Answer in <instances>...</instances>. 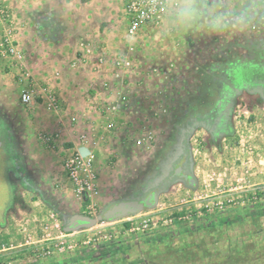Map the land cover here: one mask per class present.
I'll list each match as a JSON object with an SVG mask.
<instances>
[{
    "label": "rangeland",
    "instance_id": "374dc122",
    "mask_svg": "<svg viewBox=\"0 0 264 264\" xmlns=\"http://www.w3.org/2000/svg\"><path fill=\"white\" fill-rule=\"evenodd\" d=\"M117 1L111 3L113 15L123 13V18L113 17L112 23L123 28V38L126 0ZM55 6L66 27L75 21L86 26L85 30L94 26L95 4L89 0L57 5L41 0L4 1L0 2V45H17L29 59L39 61L49 40L37 34L35 18L52 13ZM91 33L82 31L77 45L87 42ZM157 43L164 49L143 51L138 59L146 60L138 70L146 77L158 70L164 78L160 81L156 76L153 83L160 106L165 107L157 116L160 128L174 135L186 120L188 125L207 123V127L196 128L190 141L197 185L172 182L155 207L141 211L151 215L133 220L137 222L133 230L121 218L67 231L65 226L75 214L98 218L114 202L144 196L166 164L164 153L169 147L155 166H147L128 181L121 172L123 160L116 162L114 157L103 163L107 170L98 171V179L111 189L117 184V194L110 198L103 192L100 206L92 210L73 215L57 212L54 205L48 206L46 188L58 189L51 177L60 174L56 170L61 160L41 140H34L32 146L15 141L13 125H23L27 118L21 113L22 88L1 73L0 264H264V99L241 90L237 83L245 80L241 73L264 76V0H168ZM5 61L12 62L18 72L25 71L7 56L0 57V68L8 66ZM35 70L40 71V66ZM39 96L36 93L37 100ZM229 99L232 131L225 133L217 113L230 106ZM213 123L216 126L211 131ZM117 169L120 174H114ZM187 211L193 214L188 222L166 225L159 219L155 228L141 225L143 218L158 220Z\"/></svg>",
    "mask_w": 264,
    "mask_h": 264
},
{
    "label": "built area",
    "instance_id": "2783aa9c",
    "mask_svg": "<svg viewBox=\"0 0 264 264\" xmlns=\"http://www.w3.org/2000/svg\"><path fill=\"white\" fill-rule=\"evenodd\" d=\"M167 12L168 0H126L124 19L127 21V28L122 40L117 44L109 45V42L102 44L97 39L94 43L91 39H87V42L81 43L80 46L77 45L78 49L76 51L78 54L69 60L72 69L76 70L79 64L76 71L81 69L88 72V69H91L94 74L89 78L88 88L81 92L83 93L81 97H86L91 111L94 112L89 109L85 112L77 111V114H74L66 124L71 128H76L75 135L78 142L76 143L75 140L71 147L65 148L63 147L64 144H60L61 146L57 144L60 135L65 133L64 121L61 128L58 127L53 132L41 131L38 137L48 147L57 148V146H60L65 153L61 158V168L58 172L65 174L72 187V196L66 206L67 210L71 212L92 210L100 206L103 191L97 176L96 150L105 148L104 143L107 145L106 151H110L112 155L114 154L117 158L116 162H118L124 148L130 147L128 149L132 152L136 148L138 153L145 155L159 141L158 129L160 123L157 116L165 111V107L160 106L159 93H157L156 86L154 87L153 83L156 81V76L159 78L157 80L160 81L164 78L163 76L160 78L158 70L154 74H148L147 77L141 76L143 74L138 68L144 60H139L140 56L138 55L146 49L153 48L155 43L160 41ZM1 56L10 57L17 64H21V71L25 70L22 73L23 75L20 73L21 76L25 75L29 79H35L32 68L36 65L39 67L40 60L29 59L25 51L14 44L0 45ZM37 62L39 63L37 64ZM146 63L149 65V62ZM60 70L62 68L54 69V74L58 78L61 75ZM129 72H136L138 77L136 87L133 90L131 88L125 90L124 87L126 86L121 83L115 85L116 78L121 76L125 80L128 78ZM108 73L115 76L110 77ZM36 89L39 94L44 96L43 99L47 97L51 99V105L56 108L62 107V99L53 91L56 89V83L51 79L50 83L45 81L39 85H30L21 93L22 109L27 108L36 98ZM91 91H93L92 94H90ZM71 98L67 97V101L70 102ZM135 101L136 103H134ZM80 109H83V107H80ZM126 109H128L129 114L125 119L126 122L123 123L119 114ZM67 113L68 109L65 108L62 115L65 117ZM96 121L100 123L99 130H101L98 135L90 131V127ZM124 125H127L129 132L127 139L117 149L111 148L110 144L119 140L120 130L122 127H126ZM82 147L89 150L87 155L80 151ZM55 183L59 186L63 184L60 178L58 180L56 178ZM115 187H118L117 184H115ZM116 188L109 193L110 198L116 193ZM141 213L123 217L124 221H129L132 230L135 229L133 225L137 224L133 221L134 219L151 215L153 212ZM156 218L158 220L153 217L143 218L141 225L145 229H151L157 227L156 221L160 222V220L166 225H173L179 221L188 222V219H193V214L187 211L170 218Z\"/></svg>",
    "mask_w": 264,
    "mask_h": 264
},
{
    "label": "crops",
    "instance_id": "0c3cea01",
    "mask_svg": "<svg viewBox=\"0 0 264 264\" xmlns=\"http://www.w3.org/2000/svg\"><path fill=\"white\" fill-rule=\"evenodd\" d=\"M4 1H10L12 0H0V2ZM14 1V0H13ZM46 3H52V5H57L60 3H71V2H79L80 0H41ZM211 1V0H209ZM221 0H214L215 3L220 2ZM223 1V0H222ZM90 4H95L92 13L94 26L91 29L85 30L84 26L80 21H75L74 25L71 27H66L65 22H61V15L59 13V7L55 6V10L52 13L45 12V14L41 15L40 17H36V27L35 30L37 34H40V36L45 38L48 41V44L46 46L44 45V49L42 50V56L40 58L41 64H40V71L35 70L34 75L35 79L30 80L27 77H24L20 75V72L15 69V67L12 65V62L5 61V63H8L7 67H1L0 68V75H6L8 77V81L10 83L14 84V86L18 85V88H22V92L28 88V86L40 83L49 82L52 79L54 83H56V89L53 90L55 93H57L60 96L61 100V106L58 108L54 107V105H51V99L50 98H44L41 94L40 100L34 99L32 103L27 107L23 108L21 110L22 115H27V118H30L27 120V118L24 119V124L20 125L19 123H15L13 125V131L15 134V141L19 142V145H30L32 146L35 141H40L38 134L43 132H53L58 127L61 128L63 121L65 123V133L61 134L57 144H64L68 145V147H71L73 143L76 140V128H71L67 126L66 124L71 120V117L74 114H77V111H88V109L91 111L90 106L88 104V101L85 98H82L81 93L82 91L86 90L89 85V78L94 75L91 69H88V72L82 71L81 69L76 71L79 68V64L77 65V69H72L70 67V61L68 58L74 56V52H77V43L80 40V34L82 31L84 32H92L90 35V39L92 41H95L98 39L100 43L104 44L105 42H109V45L117 44L119 41L122 40V27L121 29H117L115 23H112V18L116 17L117 19L122 16L123 13H115L113 15V8L111 7V3H119L117 0L110 2H105L102 0H89ZM107 4L109 6H107ZM125 5V4H124ZM103 8V9H102ZM43 9V8H42ZM77 9V8H75ZM75 9L73 10L74 14L73 16H76ZM106 10V11H105ZM49 11V9H47ZM56 11V12H55ZM106 12V13H105ZM91 14V13H90ZM104 14V15H103ZM120 14V15H119ZM98 15V16H94ZM102 15V16H101ZM113 15V16H112ZM98 19H102V22ZM98 22L100 25L98 26ZM127 27V26H126ZM125 27V28H126ZM125 33V32H124ZM159 42V41H158ZM159 46V47H157ZM185 48L188 49V44L184 45ZM156 48V49H155ZM164 49V46L162 44L158 45V43H155L154 47L151 48V51L161 50ZM143 52V51H142ZM142 52H140L139 56H141ZM144 56V54H143ZM144 60L146 58L143 57ZM35 60V59H34ZM4 63V62H3ZM4 63V64H5ZM77 63V62H76ZM38 66V65H37ZM55 68H62L61 75L56 76L54 74ZM141 68H144L143 65ZM141 71V70H140ZM92 72V73H91ZM142 72V71H141ZM22 74V73H21ZM19 75V76H18ZM114 74L108 73V76L113 77ZM146 75V74H145ZM115 76V75H114ZM37 77V79H36ZM17 79V80H16ZM87 79V80H85ZM137 75L135 72H129L128 78L123 80V77H119L115 79V85L116 84H124L127 89L131 88L133 90L136 87L137 84ZM30 80V81H29ZM185 82H188V74H185ZM17 88V87H16ZM36 93L37 89H36ZM93 91L90 92L92 94ZM21 95V94H20ZM38 95V94H37ZM67 97H72L70 99V102L67 101ZM78 98V99H77ZM20 99V96H19ZM135 100V99H133ZM136 103V101L134 102ZM132 105V102H131ZM80 107H83V109H80ZM68 109L67 115L64 117L62 114L64 110ZM59 110V111H58ZM94 112V111H91ZM128 109L125 111L120 112L119 117L122 120L123 123L126 122V118L128 117ZM124 120V121H123ZM102 124V123H101ZM188 124V120H186V123L183 124V126H186ZM161 125V124H160ZM126 127H122L120 130V138L117 142H112L110 144L111 148L117 149L120 147L125 140L128 137V129L127 125H124ZM100 123L96 121L92 127H90V131L92 133H95V135H98L101 130ZM183 128V127H182ZM182 128H179L178 130H181ZM163 130L162 135H159L160 139L158 143L150 150L148 154L141 155L139 153H134L126 147L123 150V153L121 154L120 160H123V166H122V174L123 180L124 179H135V177L140 173V171L144 170L147 166H155V164L162 159V156L166 154V156L169 154V152L174 149L177 145L176 142H178L177 132H175L174 135H169V133L166 132L164 128H159L158 131L160 132ZM165 131V132H164ZM162 132V131H161ZM160 132V134H161ZM170 136V137H169ZM24 142L23 140L26 141ZM42 142V141H41ZM64 142V143H62ZM78 141L76 140V143ZM43 144V143H42ZM45 145V144H44ZM46 150L50 152L57 153V157L61 160L62 156L65 154L64 151L61 150V145L57 146V148H50L47 145ZM105 148H107V145H105ZM168 146L169 149L165 151V147ZM105 148H99L96 150V166L98 171L105 172L107 168L103 166V163H110L112 161V158L115 157V155L111 154L110 151H106ZM136 152V148L133 149ZM62 151V152H61ZM165 151V153H164ZM164 153V154H163ZM53 166V164H51ZM55 170L57 169L54 168ZM58 172V169L56 170ZM120 171L114 170V174H120ZM60 178V180L63 182L61 186L58 185V189L51 187H47L46 190H48V195L50 197L48 203L49 207H52L51 205H54L55 210L60 213H64L66 215L74 214L75 212H71L67 210L66 206L68 203L69 198L72 196V187L71 184L67 181V178L64 173L56 174L55 177H51V179H55L56 181ZM128 181V180H127ZM102 185V191L105 194H108L111 192V188L108 187V183H105L104 181L100 182ZM111 185V184H109ZM53 208V207H52Z\"/></svg>",
    "mask_w": 264,
    "mask_h": 264
},
{
    "label": "flooded vegetation",
    "instance_id": "af4514ba",
    "mask_svg": "<svg viewBox=\"0 0 264 264\" xmlns=\"http://www.w3.org/2000/svg\"><path fill=\"white\" fill-rule=\"evenodd\" d=\"M241 75L244 76L245 80L237 81V83L240 86V89L249 90L251 93L259 94L264 99V76H259L258 73L252 74L253 76H251L247 72L245 74L241 73ZM230 78L235 79V76H231ZM232 97L233 96H231V98ZM229 100L230 101H228V104L231 103V99ZM220 111L221 110H219L217 113V118L219 117L218 119H220L218 123L224 125L225 123H228L229 116H227L226 112L221 113ZM198 126L207 127V123L193 122V123H190L189 125L187 124L181 130H178L177 132L178 142H176L177 143L176 147L169 152V154L167 155L166 164L162 168L161 173L150 184V186L148 187L147 193L144 196L139 197L140 199L147 198L153 192L164 190V189L166 190L168 186L172 184V182L181 179V174L188 173L190 176H194L193 171H192L193 157L191 153L190 141H191L193 132L196 130V128H198ZM215 126H216V123H213V126L210 127L211 131H214L213 127ZM229 128H230V131H232L230 126ZM179 168H181V171L178 172L177 170ZM165 169L168 170V173L166 174L164 178H162V175H164ZM185 182L188 183V181H185Z\"/></svg>",
    "mask_w": 264,
    "mask_h": 264
},
{
    "label": "water",
    "instance_id": "95a60500",
    "mask_svg": "<svg viewBox=\"0 0 264 264\" xmlns=\"http://www.w3.org/2000/svg\"><path fill=\"white\" fill-rule=\"evenodd\" d=\"M80 151L84 155L89 153V150L86 147L80 148ZM177 171H181V168H179ZM167 173L168 170L165 169L162 178H164ZM182 179L184 181H188V184L191 186H196L198 182L194 176H190L188 173L181 174L180 180ZM164 191L165 189L153 192L147 198H133L114 202L109 205L106 210L98 216V218L84 214H75L70 218L69 222L65 226V229L67 231H74L82 227L93 226L98 222V220L114 221L130 214L139 213L146 208H153L158 204L159 196Z\"/></svg>",
    "mask_w": 264,
    "mask_h": 264
},
{
    "label": "trees",
    "instance_id": "16d2710c",
    "mask_svg": "<svg viewBox=\"0 0 264 264\" xmlns=\"http://www.w3.org/2000/svg\"><path fill=\"white\" fill-rule=\"evenodd\" d=\"M231 110H232V105L230 104V106H228V107H226V110L225 111H223V113L224 112H226L227 113V116H229V119H230V114H231ZM219 118V117H218ZM217 118V119H218ZM216 119V120H217ZM224 126V127H223ZM223 127V128H222ZM222 131H224L225 133H227V132H229L230 131V128H229V125H228V123H225L224 125H222ZM232 130V129H231Z\"/></svg>",
    "mask_w": 264,
    "mask_h": 264
},
{
    "label": "clouds",
    "instance_id": "9594fccd",
    "mask_svg": "<svg viewBox=\"0 0 264 264\" xmlns=\"http://www.w3.org/2000/svg\"><path fill=\"white\" fill-rule=\"evenodd\" d=\"M191 7H192L193 10H195V9L197 8V5H196L195 3H193V4L191 5Z\"/></svg>",
    "mask_w": 264,
    "mask_h": 264
}]
</instances>
